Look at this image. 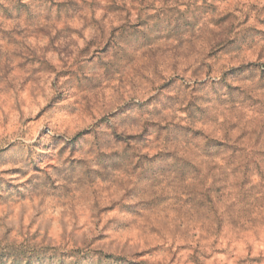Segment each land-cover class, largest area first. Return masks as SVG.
<instances>
[{"label": "rangeland", "instance_id": "obj_1", "mask_svg": "<svg viewBox=\"0 0 264 264\" xmlns=\"http://www.w3.org/2000/svg\"><path fill=\"white\" fill-rule=\"evenodd\" d=\"M0 264H264V0H0Z\"/></svg>", "mask_w": 264, "mask_h": 264}]
</instances>
